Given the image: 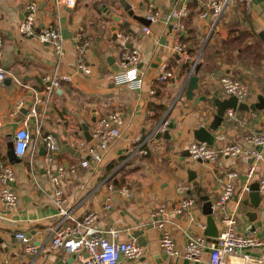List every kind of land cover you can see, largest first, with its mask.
<instances>
[{"label": "crops", "instance_id": "1", "mask_svg": "<svg viewBox=\"0 0 264 264\" xmlns=\"http://www.w3.org/2000/svg\"><path fill=\"white\" fill-rule=\"evenodd\" d=\"M125 1L140 16L145 15L149 4L167 12L182 4L189 11L188 6L195 3L196 11L202 8L193 16L200 48L193 56L188 51L187 57L176 61L171 51L174 39L171 26L163 21L144 24L128 16L118 0H75L73 7L67 6L65 0H0V67L7 72L0 81L3 120L0 158L12 165L15 174L12 186L18 194L15 209L8 210L0 201V264H56L55 259L59 256L66 264H81L75 253L49 249L50 230L57 222V216L52 200L53 187L45 170L43 136L46 134L54 135L61 145L53 168L60 163L65 167L74 166V172H69L63 180L66 208L76 218L90 210L97 212L95 226L118 229L119 240L134 238L137 241L134 231L140 230L143 241L137 242L144 243L142 254L134 260L122 257L119 264H211L207 247L197 261H189L181 254L164 253L159 246V233L151 212L160 204L165 205L167 226L180 251L188 233L204 234L208 241H213L215 237L204 233L207 225L204 199L211 200L220 193L225 174L231 170H236L238 177L226 210L235 212L238 232H247L253 224L254 235L259 238L264 235V195L255 207L242 189L246 182L248 185L257 182L260 173V166H257L254 177L247 181L245 173L253 160L244 153L249 145L243 138L264 129V109H236L233 118L225 115L226 109L220 126L211 130L213 146L240 144L241 152L234 157L224 156L214 162L193 161L187 151L188 143L196 140L194 129L208 127L213 118L215 107L209 97L225 99L229 96L221 88L218 76L232 74L245 83L249 89L248 97L243 100L245 103L255 102L258 94L264 95V34L260 35L264 33V0H251L247 9L231 2L215 24L211 16H200L209 0ZM30 2L36 4V30L50 25L61 31L64 49L61 56L36 37H24L19 33L18 24ZM106 7L121 16L119 21L105 16ZM123 22L128 24L123 25ZM113 25L116 34L126 38L117 35L113 39L110 29ZM143 25H148V33L142 31ZM183 33L184 38L185 31ZM79 44L90 73L80 71L77 66ZM123 47L137 49L141 55L138 67L142 83L138 88L113 81L114 73L120 71L118 58ZM187 58L201 64L197 73L199 87L193 91V96L208 98L196 105L193 98L185 97L184 89L180 90L191 67L189 65L186 74H179L180 63ZM162 65H166L173 75L160 82L156 77ZM47 76L60 81V87L52 90L50 95L46 92V86L50 84ZM63 76H68V80H62ZM37 96L46 101L42 105L36 104V116H30L29 110ZM17 100H22L23 106L11 116ZM111 111H118L122 116L120 136L110 144L100 163L90 160L88 167H82L79 163L87 158L86 146L94 143L92 138L87 140L84 135L83 124L91 135L95 122ZM26 116H29L27 129L32 136L30 145L22 156L11 162L6 154L7 144L13 142L15 131L23 126ZM166 128L169 139L161 137L160 141H151L155 130ZM219 134L225 139L216 138ZM139 135L146 140L137 141ZM65 142L74 148L73 153L64 148ZM140 149L146 153H141ZM262 152L264 154V149ZM189 171L194 174L190 175ZM109 183L113 185V200L111 207L104 209ZM124 185L134 191L133 197L125 198L118 193L117 189ZM180 185H186L187 189L177 191ZM184 197H191L193 206L175 213L173 207ZM249 212L256 213L254 221L250 220ZM212 215L218 231L221 230L217 217ZM17 231L25 232L30 241L38 245L37 254L25 251L24 245L14 236ZM243 252L257 258L261 250L247 248ZM154 259H160V262L155 263ZM229 262L256 264L244 262L241 257L229 258Z\"/></svg>", "mask_w": 264, "mask_h": 264}, {"label": "built area", "instance_id": "2", "mask_svg": "<svg viewBox=\"0 0 264 264\" xmlns=\"http://www.w3.org/2000/svg\"><path fill=\"white\" fill-rule=\"evenodd\" d=\"M231 2L241 5L247 9L251 0H209L206 8L200 13L201 17H212L213 24L220 18L227 5ZM65 4L69 7L75 5V0H65ZM189 15L186 5L182 4L167 12L160 11L153 4H149L145 11V18L149 23L156 21H163L169 24L174 31L173 44L171 51L176 61L188 56V49L186 43L183 41V32L185 31L184 19ZM36 20V4L30 2L26 5V14L18 24V31L24 37H36L40 43L51 46L53 52L57 56L64 53L63 37L58 28L50 25L42 26L38 30L35 28ZM144 33L149 32L148 25L142 26ZM123 37L120 34L116 36ZM78 39L80 35L78 34ZM1 45V38H0ZM78 68L84 73H90V67L83 61L82 45L79 44ZM141 62V55L137 49H127L123 47L119 53L118 66L120 71L114 73L113 81L116 84H124L130 88H138L142 83V76L138 67ZM190 67L189 74L191 73ZM7 72L0 67V81L4 79ZM173 73L166 65L161 66L160 73L157 75V81H166L172 77ZM68 76H63L62 80H68ZM50 82L46 86L48 95L52 90L60 87V81L50 76L46 77ZM221 88L227 95H233L239 101H243L249 95V89L245 83L232 74H222L217 78ZM45 98L36 97L35 103L29 110L30 116H36V104L42 105L45 103ZM23 106L22 100H17L13 109L10 112L11 116H15ZM225 115L228 118L234 117V111L227 109ZM29 116L23 120V126L15 131L13 136V150L16 156H22L30 145L31 133L27 129V122ZM122 124V116L118 111H111L101 116L94 124L91 131V138L94 143L88 144L85 149L87 158L80 161L82 167H88L90 160L94 163H100L105 155L106 150L110 144L120 136V126ZM3 126V120L0 115V128ZM164 130V129H162ZM39 130H37V133ZM219 140H224V136L216 135ZM141 135L136 140L142 141ZM146 138L144 139V141ZM244 142L249 145L244 153L252 158V163L246 170L247 181L254 177L257 166H260V173L257 178V191L260 196L264 195V129L258 132H251L246 134L243 138ZM43 144L46 148L44 156L45 170L53 187L52 200L56 208L57 222L50 230L49 249L51 251L65 250L70 253L78 255L81 264H119L120 259L134 260L142 254V246L134 239L119 240V230L112 227L95 226L98 220V213L95 211H87L80 218H76L69 209L66 208V196L63 188V180L69 172H74V166L65 167L64 165L56 164L53 168L52 164L55 161L56 155L61 150V145L57 138L52 134L43 136ZM188 155L193 161L214 162L220 157H234L241 152V146L237 143H223L219 146H213L206 142L193 140L187 146ZM141 153H146V150L140 149ZM238 177L236 170L228 171L225 174L223 188L220 193L211 199L212 214L218 219L222 228L218 231L217 236L213 241H208L204 234H190L186 235L183 249L180 251L176 247L175 240L171 234L165 217L166 207L160 204L151 212V217L154 218V226L159 233V246L167 255L176 256L181 254L189 261H197L202 257L205 247L210 249L209 262L211 264H230L229 258L241 257L244 262H253L256 264H264V235L257 237L254 231L241 233L236 229V214L234 211H227L226 204L232 198L235 190V181ZM15 179L14 169L12 165L2 158H0V201L8 210L15 209L18 205V194L13 188L12 183ZM112 187L108 184L109 192L105 199L104 209L111 207L112 202ZM187 189L186 185L177 187V191L184 192ZM244 193H249L248 182L244 183ZM118 193L125 198L134 196V191L122 186ZM194 200L191 197L182 198L174 207L175 213H182L193 206ZM204 227V226H202ZM17 241L24 245L27 253L37 254L39 252L38 245L30 241L28 235L23 231L15 233ZM254 248L260 249L261 252L257 258L244 253V249Z\"/></svg>", "mask_w": 264, "mask_h": 264}, {"label": "water", "instance_id": "3", "mask_svg": "<svg viewBox=\"0 0 264 264\" xmlns=\"http://www.w3.org/2000/svg\"><path fill=\"white\" fill-rule=\"evenodd\" d=\"M119 4L121 5V7L123 8L124 12L128 15L131 16L132 18L144 23V24H148L149 21L144 17V16H140L137 15L133 9H132V5L128 2H126L125 0H118ZM104 13L106 17L111 18L113 21L117 22L120 19V15L117 14H113L111 13V9L109 8H104ZM123 25H127V22H123ZM113 31V39L116 38V32L114 31L116 29V26L113 25L110 28ZM66 33V29H63V34L65 36ZM264 33H260V35L262 36ZM70 37V35H69ZM264 37V36H263ZM186 62L192 66V70L191 73L189 74V76L186 77L183 85L181 86V91L184 89V95L187 99H192L193 98V103L194 105H196L199 101H206L208 98L205 95H198V96H193V91L195 89H197L199 87V76H198V71L199 68L201 66L200 63H197V61L193 58H187ZM209 100L212 102V104L215 107V113L213 115V118L211 120V122L209 123L208 127L205 126H199L196 129H194L193 134L194 137L196 139V141H200V142H206L209 145H212L214 143V134L211 132V130H216L221 122L224 119V113L226 111V109L230 108L232 110H236V109H242V110H262L264 109V95L258 94L256 96V101L253 103H245L243 101H239L237 97L233 96V95H229L227 98L225 99H218L215 96L209 97ZM94 120V118H93ZM168 127H171V124L168 125ZM83 129H84V135L86 136L87 140L91 139V135L88 131V127L83 124ZM161 137L163 138H167L169 139L170 135L168 133V129H164V130H155L154 131V135L151 139V141L153 140H157L160 141ZM32 138V136H31ZM64 148L69 152V153H73L74 152V148L70 147L69 144H67L66 142L64 143ZM40 149L42 150V152H45V148L44 146H41ZM76 152V151H75ZM7 157L9 161H15L17 159V156L14 153L13 150V142H9L7 144ZM77 155V154H76ZM193 172L189 171V174L191 175ZM194 174V173H193ZM258 188V184L257 182H253L249 185V193H248V197L250 199V202L257 207L260 203L261 200V196L257 191ZM211 200H209L207 197H205L204 199V203H203V213L207 216L206 218V228L204 233L207 236L210 237H216L218 234V229L217 226L215 224V218L212 215V211H211ZM248 216L250 217L251 221L255 220L256 217V213L254 212H249ZM254 229V225H250V227H248L247 231L250 232ZM134 235L137 238L138 242H142L143 239H141L140 237V230H135L134 231ZM142 245H144V243H141ZM141 245V246H142ZM164 256L160 257V259H163ZM160 259H154L155 263L160 262ZM68 262V261H67ZM55 263L56 264H66L65 261L62 260V258L56 257L55 259Z\"/></svg>", "mask_w": 264, "mask_h": 264}, {"label": "trees", "instance_id": "4", "mask_svg": "<svg viewBox=\"0 0 264 264\" xmlns=\"http://www.w3.org/2000/svg\"><path fill=\"white\" fill-rule=\"evenodd\" d=\"M193 4H190L188 6L190 13H189L188 19L185 21L186 27H185V35L183 38L187 44V49L189 51L190 56H193L196 50H198L201 46V42L196 39V31H195V25L193 22V16L199 13L202 10V8L196 11L195 6ZM188 70H189V64L186 62V60H183L180 63L179 74L180 75L186 74Z\"/></svg>", "mask_w": 264, "mask_h": 264}]
</instances>
